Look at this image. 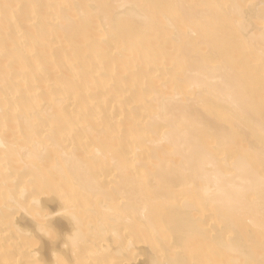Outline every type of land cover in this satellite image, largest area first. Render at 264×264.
<instances>
[{"label": "bare ground", "instance_id": "1", "mask_svg": "<svg viewBox=\"0 0 264 264\" xmlns=\"http://www.w3.org/2000/svg\"><path fill=\"white\" fill-rule=\"evenodd\" d=\"M0 140V264H264V0H0Z\"/></svg>", "mask_w": 264, "mask_h": 264}, {"label": "clouds", "instance_id": "2", "mask_svg": "<svg viewBox=\"0 0 264 264\" xmlns=\"http://www.w3.org/2000/svg\"><path fill=\"white\" fill-rule=\"evenodd\" d=\"M3 147H4V142L2 140H0V148H3ZM53 255H54L55 261H56V256H55V254H53Z\"/></svg>", "mask_w": 264, "mask_h": 264}]
</instances>
